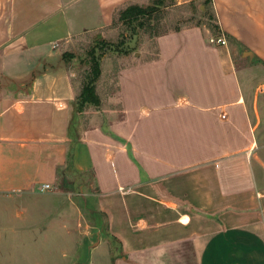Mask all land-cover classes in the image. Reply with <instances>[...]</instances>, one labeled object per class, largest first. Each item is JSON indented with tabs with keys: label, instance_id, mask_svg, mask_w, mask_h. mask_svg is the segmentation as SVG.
I'll return each mask as SVG.
<instances>
[{
	"label": "crops",
	"instance_id": "obj_1",
	"mask_svg": "<svg viewBox=\"0 0 264 264\" xmlns=\"http://www.w3.org/2000/svg\"><path fill=\"white\" fill-rule=\"evenodd\" d=\"M80 1L0 0V264H264V0H211L227 46L161 36L108 129L72 126L64 52L132 0ZM69 169L93 174L113 257L55 191Z\"/></svg>",
	"mask_w": 264,
	"mask_h": 264
},
{
	"label": "rangeland",
	"instance_id": "obj_2",
	"mask_svg": "<svg viewBox=\"0 0 264 264\" xmlns=\"http://www.w3.org/2000/svg\"><path fill=\"white\" fill-rule=\"evenodd\" d=\"M88 1L81 0L77 6ZM132 4L144 8L151 7L155 10L152 9L153 12H149L138 20H120L118 16L121 9L124 10ZM154 6H156L154 0H132L116 12L112 25L78 36L70 46L65 48V60L68 68L75 73L74 81L78 92L72 111L73 127L98 125L108 129L114 123L118 117L116 110L120 109L122 102L120 72L138 62L157 60L160 54L158 39L161 36L177 33L178 30L206 26L210 29L211 36L222 35L226 38L227 44L218 46L229 44L227 36L221 31L213 14L212 4L207 0H168L165 6ZM209 44L212 45L210 42ZM92 53L100 57L101 74L96 82V92L100 96V102L86 104L81 109L78 97L89 79ZM237 54L236 62L242 65L245 62L242 51H237ZM256 74L261 76L264 74V69ZM142 81L144 84H141L139 90L147 88V80L141 79L140 82ZM262 103H264V97ZM260 116L264 121V110L260 112ZM258 135L264 136V126L258 131ZM261 159L264 162V151L261 153ZM260 167H263L261 163ZM256 169L259 170L258 166ZM120 190L121 194L127 193L124 187ZM55 191L62 192L68 202L74 201L81 210L84 218L78 227L93 232L90 241L96 242L97 234L101 233L100 240L105 242L102 246L111 250L112 257L116 255L119 245L108 235L106 214L98 210V189L93 174L77 172L73 169H69V172L62 170ZM39 192L43 191L39 190ZM86 224L89 225L88 228Z\"/></svg>",
	"mask_w": 264,
	"mask_h": 264
},
{
	"label": "trees",
	"instance_id": "obj_3",
	"mask_svg": "<svg viewBox=\"0 0 264 264\" xmlns=\"http://www.w3.org/2000/svg\"><path fill=\"white\" fill-rule=\"evenodd\" d=\"M168 0H154V4L156 6H165ZM207 2L211 3V0H207ZM151 7L144 8L139 5H130L126 7L124 10L121 9L119 13V19L124 21H133L141 19L144 15L148 14L149 12H153L155 9ZM143 23H141L142 25ZM179 31V30H178ZM65 59V55H64ZM101 74L100 70V57H98L95 53H92L91 57V71L89 75V79L83 86L82 92L78 99L80 100V108L84 107L86 104L100 102V96L96 92V82ZM71 160L69 157L68 163L70 164Z\"/></svg>",
	"mask_w": 264,
	"mask_h": 264
},
{
	"label": "built area",
	"instance_id": "obj_4",
	"mask_svg": "<svg viewBox=\"0 0 264 264\" xmlns=\"http://www.w3.org/2000/svg\"><path fill=\"white\" fill-rule=\"evenodd\" d=\"M209 42L212 44V45H226L227 44V40L225 37H223L222 35H217V36H211L209 38ZM51 188V185L50 184H43L42 187H41V190L42 191H45V190H48Z\"/></svg>",
	"mask_w": 264,
	"mask_h": 264
}]
</instances>
